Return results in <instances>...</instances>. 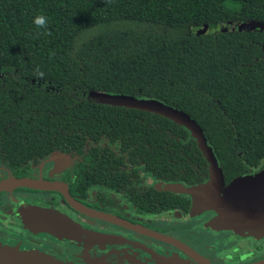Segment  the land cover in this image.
Wrapping results in <instances>:
<instances>
[{
  "label": "trees",
  "instance_id": "trees-1",
  "mask_svg": "<svg viewBox=\"0 0 264 264\" xmlns=\"http://www.w3.org/2000/svg\"><path fill=\"white\" fill-rule=\"evenodd\" d=\"M40 15L45 27L34 23ZM255 20L264 21V0H0V163L81 151L102 136L127 153L108 159L143 162L166 181L207 160L174 120L91 97L107 92L184 110L226 181L242 174L264 160V29L231 26Z\"/></svg>",
  "mask_w": 264,
  "mask_h": 264
},
{
  "label": "flooded vegetation",
  "instance_id": "flooded-vegetation-1",
  "mask_svg": "<svg viewBox=\"0 0 264 264\" xmlns=\"http://www.w3.org/2000/svg\"><path fill=\"white\" fill-rule=\"evenodd\" d=\"M98 145L101 154H89V148ZM113 153L127 154L122 143L102 136L97 142L89 138L81 151L54 149L24 163H0L3 251L35 252L52 264H157V253L186 255L184 244L213 264L264 261V232L211 225L218 213L214 209L191 215L190 196L158 189L165 177L155 176L143 162L108 159ZM186 163L191 169L182 168L181 182L193 185L209 178L207 160ZM246 163L245 171L225 179V184L264 169V160ZM204 167L207 177L200 181ZM124 170L129 175H123ZM22 178L27 179L24 184L18 181ZM3 251L0 264H5ZM246 254L248 259L241 260Z\"/></svg>",
  "mask_w": 264,
  "mask_h": 264
},
{
  "label": "water",
  "instance_id": "water-1",
  "mask_svg": "<svg viewBox=\"0 0 264 264\" xmlns=\"http://www.w3.org/2000/svg\"><path fill=\"white\" fill-rule=\"evenodd\" d=\"M231 28L234 30L264 29V21L232 23ZM207 29L208 24H205L198 30V34L205 33ZM91 97L103 103L151 111L186 127L209 163L210 176L206 181L193 185L181 181L164 180L157 188L190 196L192 198L191 215L208 209L217 210V216L211 221V225L216 224L222 228H237L238 230L248 228L254 233L264 232V221H261L264 219V212L262 214L247 213L249 208L264 209V169L252 176H239L229 184H225L223 170L206 131L184 110L159 99L140 98L126 93L93 92ZM26 180L25 178L18 179L22 182L21 184H24ZM256 218L258 221L253 220ZM251 224L252 227H250ZM57 230L63 233L69 231L67 228H57ZM182 248L186 255L172 257L164 255L162 257H169L164 258L161 264H213L190 247L183 244ZM3 249L0 246V251ZM4 256L6 259L2 262L5 264H52L48 258L37 255L35 252H17L16 254L13 249L6 248ZM254 264H264V261Z\"/></svg>",
  "mask_w": 264,
  "mask_h": 264
},
{
  "label": "clouds",
  "instance_id": "clouds-1",
  "mask_svg": "<svg viewBox=\"0 0 264 264\" xmlns=\"http://www.w3.org/2000/svg\"><path fill=\"white\" fill-rule=\"evenodd\" d=\"M34 23L38 26V27H45L47 24V18L43 15L37 16L34 20ZM35 75L37 78L39 79H43L45 74L44 72L40 71L39 68L35 69ZM241 260H245L248 259V255H242L240 257Z\"/></svg>",
  "mask_w": 264,
  "mask_h": 264
},
{
  "label": "rangeland",
  "instance_id": "rangeland-1",
  "mask_svg": "<svg viewBox=\"0 0 264 264\" xmlns=\"http://www.w3.org/2000/svg\"><path fill=\"white\" fill-rule=\"evenodd\" d=\"M156 181H157V180H156ZM165 255H167V254H165ZM146 256H147V255H146ZM162 256H164V255H161L160 253H157V255H156V254L154 255V258H155L157 264H161V262L164 261V258L169 257V256L172 257L173 255H169V256H166V257H162ZM142 257H143V255H142ZM149 257H151L150 254H149ZM143 258H144V257H143ZM147 258H148V257H147ZM144 259H146V257H145ZM141 264H149V263L146 261V262H141Z\"/></svg>",
  "mask_w": 264,
  "mask_h": 264
}]
</instances>
